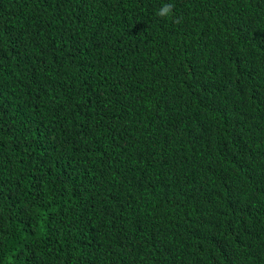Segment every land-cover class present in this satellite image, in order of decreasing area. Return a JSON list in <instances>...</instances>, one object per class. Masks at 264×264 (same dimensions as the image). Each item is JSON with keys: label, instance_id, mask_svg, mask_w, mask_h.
Here are the masks:
<instances>
[{"label": "trees", "instance_id": "obj_1", "mask_svg": "<svg viewBox=\"0 0 264 264\" xmlns=\"http://www.w3.org/2000/svg\"><path fill=\"white\" fill-rule=\"evenodd\" d=\"M0 264H264V0H0Z\"/></svg>", "mask_w": 264, "mask_h": 264}, {"label": "clouds", "instance_id": "obj_2", "mask_svg": "<svg viewBox=\"0 0 264 264\" xmlns=\"http://www.w3.org/2000/svg\"><path fill=\"white\" fill-rule=\"evenodd\" d=\"M174 5L170 3H165L161 6V8L157 11L156 15L161 18H169L174 17ZM176 23H179V19L175 20Z\"/></svg>", "mask_w": 264, "mask_h": 264}]
</instances>
